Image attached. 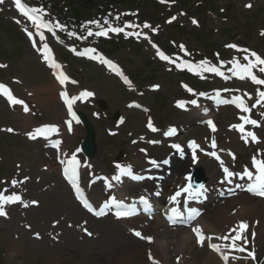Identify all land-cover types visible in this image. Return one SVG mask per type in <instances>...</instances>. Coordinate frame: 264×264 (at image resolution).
Returning <instances> with one entry per match:
<instances>
[{
	"label": "rangeland",
	"instance_id": "1",
	"mask_svg": "<svg viewBox=\"0 0 264 264\" xmlns=\"http://www.w3.org/2000/svg\"><path fill=\"white\" fill-rule=\"evenodd\" d=\"M216 1L220 5L231 2L233 4L231 11L234 14L233 21L225 23L218 21L212 23L211 17H208V28H214L217 31L215 38L220 39L219 43L232 41L253 49V52L246 49L245 56L242 52L237 55L240 62L246 61L248 65L255 56L264 57V0ZM17 18L8 3L0 0V82L9 85L15 95L34 100L31 104L35 105L44 95L48 102L44 103L47 104V108H44L43 104L42 108L37 111V116L29 115L25 120L24 114L18 111L16 105L7 104L5 106L0 96V178L6 177L15 191L23 196V202L12 210L9 218L4 206L0 205V257L2 261L5 264H149L146 262V256L149 254L150 246L145 248L140 246L141 243L147 242L146 236L135 237L133 229H125V224L130 225L128 222H114L110 218L95 220L82 212L73 201L69 188L61 181L56 164L51 161V158H57V153L42 148L39 139L36 138L41 127L45 128L47 125L58 127L60 135L64 138L65 148L70 150L84 137V128L81 125H73V133L65 134L66 115L58 103L54 90H58L59 86L36 56L27 50L22 35L16 42L18 23L14 20ZM178 20H184V17ZM147 56L151 58L152 55ZM117 57L122 59L119 62L124 64L127 70L140 62V59L133 55L129 56L125 50L117 53ZM87 61L68 62L67 69L81 83L70 86L69 89L72 92L83 87L91 90L95 96L94 100L79 106V110L88 115L96 131V163L98 159L114 161L120 150L126 153L123 157H126L129 162L134 160L133 154L136 152V147L140 145L130 146L129 139L138 137L144 116L140 112L133 113L127 109L131 100L145 102L151 107L152 104L155 105V116L158 120L164 121L172 116H175L173 121L179 124L187 120L185 114H177L174 109H169L172 111V114H169L167 110L159 111L157 106L160 101H167V107H172V101L183 97L178 87V81L182 80L180 76L165 72L164 67L161 69L162 72L151 69L156 67L153 63L152 66L142 71L139 78L129 75L131 80L124 86L118 79L111 76L100 62L94 64ZM130 61L133 64L129 63ZM152 61L154 62L153 59ZM133 74L139 76V73L133 72ZM259 74V68L256 67L255 81L247 80L237 83L239 80H234L225 85L224 95L226 97L237 95L240 87L243 90L249 87L251 88L249 93H251H247L246 97L251 103L259 94L255 89L259 82ZM152 75L155 78L149 80ZM14 78L20 83L15 84ZM152 83H159L161 90L152 91L150 89ZM211 86L217 85L212 84ZM15 90L20 94H17ZM99 98L106 102L108 114L117 111L119 115L127 119L124 126L112 138L108 137L106 130L114 128L113 120L106 116L102 109L97 111L96 105ZM42 102H45V99H42ZM247 111L246 106H243L241 110L229 107L219 109L214 115L217 125L214 132H207L203 126L188 127L187 134L180 138L184 141L187 137L193 136L205 144L197 166L203 168L209 182V185H206L209 188L215 184L210 185L211 182L222 178L220 165L214 164L210 157V154L214 153L217 148L218 150L225 148H222L225 152L222 156L223 162L227 158L225 155H229L230 152L235 155V159L228 160L230 167L222 163L226 168L238 173L254 167L252 164L248 165V162L258 161L260 163L259 160L264 162V109L260 107L254 111L259 119L256 127L248 124ZM211 144H213L212 147ZM45 145L46 143L43 144ZM207 151L208 155H206ZM164 154L165 151L159 152L157 157L160 158ZM100 162L104 168H107V163L101 160ZM143 165L140 155L136 166ZM93 167L103 171L102 166L98 164ZM180 173L182 174L183 171ZM181 174L182 179L184 176ZM99 190L100 186L97 187V191ZM163 191L164 188H162ZM95 193L96 191H93V195ZM247 198L249 197L244 193L229 197L228 200L221 198L219 203L217 201L216 204L210 206L211 210L204 208L205 213L202 216H207L206 213L209 210L208 220L216 224L221 223L225 214H219V212L230 204L228 213L233 212V215L239 216L234 220V224H231V228L226 230V233L236 244V250L234 251L235 247L233 249L234 253L244 257L238 264H251L253 260L251 253L254 252L258 253L261 258L260 264H264V224L257 221L260 219L257 204L264 205V200H259L250 214H243L241 205L249 204L243 202ZM17 199L13 194L1 197L3 202H14ZM142 220L145 221V219ZM214 222H212L213 225ZM148 225L154 229L150 223ZM153 233L155 235L148 236L152 237V242L157 236V231ZM158 233L163 234L162 231ZM234 235L238 241H241V238L251 241L253 246L242 245L237 242ZM226 243L227 241L224 240L223 244ZM202 250H207L206 245L202 246ZM188 256H190L189 252ZM157 259L158 263L162 264L163 260ZM165 262L166 264H179L176 263L175 258H167Z\"/></svg>",
	"mask_w": 264,
	"mask_h": 264
},
{
	"label": "bare ground",
	"instance_id": "2",
	"mask_svg": "<svg viewBox=\"0 0 264 264\" xmlns=\"http://www.w3.org/2000/svg\"><path fill=\"white\" fill-rule=\"evenodd\" d=\"M205 108L204 111L201 112L203 116L205 115L206 117H213V114L215 113L216 109L213 108L212 106L210 108L203 107ZM201 111V110H200ZM200 115V112H199ZM198 116L197 114H192L190 116L191 120H195V117ZM215 127V126H214ZM200 150V148L197 150ZM219 155V158L221 161L220 163L223 165V154H225L224 150L220 148L218 152L216 153ZM228 154V153H227ZM227 158L233 159L234 155L229 153V155H225ZM67 157V156H66ZM195 158H191L193 161ZM188 161L189 159L180 158L179 160H174L173 162H170L168 166L166 167V172L169 175L166 179L163 180L162 184L160 187H165L167 186H177L178 184L180 189L183 188V185L186 183L185 179L180 177V171L187 170V174L191 173L194 168H197L198 166H195V164H190ZM188 163V164H187ZM193 163V162H191ZM187 164V165H186ZM193 165V166H192ZM212 166H215L214 164H211ZM90 166L93 165L91 164ZM224 166V165H223ZM186 167V168H185ZM255 167L257 168V173L251 172L253 177L252 178H247L245 177V174L243 175V182H238L236 179L233 182H230L229 180H223L224 185H219L218 182H216L212 187L209 188V184L205 185L203 188L199 189V192L202 191L203 193V200H191L188 205H187V210L192 206V204L198 208V210H204L205 209H210V206H212L216 201L219 203L218 198L222 195L223 197L229 198V197H234V186L239 187L237 188L236 191L244 190L248 186H251L252 183H255L256 180H258L259 174L261 171H264V168L262 166H259L257 163L255 164ZM91 168V169H92ZM215 168V167H213ZM223 174L225 173H230L228 170L229 168L223 167ZM169 169V170H167ZM165 172V170H164ZM186 173V172H185ZM183 174V173H182ZM181 174V175H182ZM183 176V175H182ZM128 180L124 178L121 174H118V177L116 180H113L114 184H118L122 186V189L118 192V195L120 197H125V196H132V197H137V195H131L130 192H128L129 188L131 187L132 190L131 192H138L142 186L149 185V184H129V186H126ZM182 185V186H181ZM175 187L173 189H175ZM241 187V188H240ZM158 190V189H156ZM172 190V189H171ZM100 192V190L98 191ZM164 192V191H163ZM173 193V192H172ZM166 197L171 194V191L165 192ZM184 197L189 198V196L185 195ZM183 198V196H182ZM244 199V198H242ZM221 200V199H220ZM228 200V199H227ZM260 198H256L252 196L251 198H247V200H243V202H248L249 204L245 205L242 204L241 207H243L242 211L243 214H250L251 211H254V207L257 202H259ZM202 201V202H201ZM255 203V204H254ZM216 204V203H215ZM174 204H167L168 208L173 207ZM232 205V204H231ZM216 206V205H215ZM228 206H225V209L223 208L219 214H225V217L222 219L221 223L216 224L214 221H209L208 220V215L210 213L209 210L206 214L207 216H202L201 214L197 220L193 218L191 215V221H190V215L185 216L186 220V225H184L185 229L179 228L177 226H170L165 222V219H163L161 216H156L154 223H150L151 226L154 228L156 231H161L160 229L162 228V235L154 242V246L150 249L149 253L153 254L154 257L160 258L163 260L162 264H166L165 260L168 258H175L176 263L182 264V263H188V264H238L239 259L233 254V249L234 246L230 243L223 245L221 243L218 244L219 238L221 236H224L223 233H226L227 229L230 227L231 224L234 222L235 219L238 218L239 215H233L234 213L230 212L228 213ZM233 206V205H232ZM230 208V207H229ZM235 208V207H233ZM257 209L260 215V219L257 220L260 224H264V205L262 204H257ZM211 210V209H210ZM205 211V210H204ZM211 212V211H210ZM232 215V216H230ZM222 218V217H221ZM227 218V219H226ZM211 219V218H210ZM135 218H129L125 222L129 221H134ZM184 220V221H185ZM207 220V221H206ZM180 221V220H178ZM212 222L215 224L213 225ZM234 224V223H233ZM258 224V223H257ZM256 224V225H257ZM259 225V224H258ZM149 225H147L148 227ZM150 227V226H149ZM172 228L173 230L171 232L166 231L167 228ZM156 233V232H155ZM154 234V233H152ZM155 235V234H154ZM226 236V235H225ZM209 243L213 245V250H202V244L206 240ZM154 241V240H153ZM206 245V244H204ZM188 252L189 255L188 256ZM187 254V255H186ZM190 259H193V261H190ZM219 261V263H218ZM148 263V262H147ZM156 264H159L158 262Z\"/></svg>",
	"mask_w": 264,
	"mask_h": 264
},
{
	"label": "water",
	"instance_id": "3",
	"mask_svg": "<svg viewBox=\"0 0 264 264\" xmlns=\"http://www.w3.org/2000/svg\"><path fill=\"white\" fill-rule=\"evenodd\" d=\"M82 120L86 123L85 119L83 118L82 114L80 113ZM193 186H200L204 182L203 173L200 170H197L193 177Z\"/></svg>",
	"mask_w": 264,
	"mask_h": 264
}]
</instances>
